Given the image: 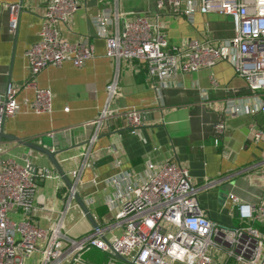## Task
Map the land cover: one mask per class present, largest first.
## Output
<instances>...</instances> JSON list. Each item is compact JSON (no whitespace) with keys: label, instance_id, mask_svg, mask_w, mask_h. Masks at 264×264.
<instances>
[{"label":"crops","instance_id":"crops-1","mask_svg":"<svg viewBox=\"0 0 264 264\" xmlns=\"http://www.w3.org/2000/svg\"><path fill=\"white\" fill-rule=\"evenodd\" d=\"M156 1L116 0L114 4L113 0H77L76 11L59 27V34L68 43L90 45L93 56L79 67L62 62L40 70L31 80L33 87L50 91V112L34 114L29 108L33 88L26 85L30 78L24 52L37 40L44 0H0V93L7 84L13 85L18 105L17 113L2 122L1 131L7 138L0 140V157L20 165L29 162L36 171H47L46 176L37 178L29 215L31 224L48 230L59 219L61 232L70 238L92 230L73 199L65 206L67 187L48 159L27 145L49 146L56 165L71 182L69 173L82 163L92 123L104 103L105 85L114 70L112 61L104 56V43L92 21L97 13L116 5L120 14L143 16L162 30L170 45L193 38L217 43L232 36L228 17L194 13L188 23L170 15L166 7L157 10ZM9 4L19 6L15 36L7 27L5 6ZM116 91L110 105L113 115L88 148L74 188L96 227L111 224L119 209L123 187L116 184L117 176L127 173L129 181L137 185L148 177L146 162L183 167L197 186L204 180L219 181L197 193L198 206L208 219L236 226L238 220L227 200L228 194L254 203L262 193L260 182L253 183L250 176L260 169L264 155V116H228L223 108L229 101L251 104L257 95L250 93L225 60L209 69L177 73L159 95L146 81L142 64L120 61ZM128 109L142 114V126L134 135L128 134L122 118ZM218 122L224 123L225 130L216 136L212 126ZM254 131L260 132L257 140L253 138ZM10 217L20 219L19 213ZM254 226L264 231L262 226ZM118 234L119 230L114 229L106 232L105 237ZM36 257V253L32 254L25 264H33ZM104 258L105 264H123L93 249L81 256L88 264H97ZM212 259L213 264H236L225 258L222 251H214Z\"/></svg>","mask_w":264,"mask_h":264},{"label":"built area","instance_id":"built-area-1","mask_svg":"<svg viewBox=\"0 0 264 264\" xmlns=\"http://www.w3.org/2000/svg\"><path fill=\"white\" fill-rule=\"evenodd\" d=\"M114 4L116 0H113ZM8 32L16 28L19 6L6 5ZM78 7L77 0H44L37 40L24 52L29 75L27 86L33 88L29 108L34 114L50 112L51 94L48 89L33 87L32 78L46 66L57 67L69 62L79 67L93 56L92 48L82 42L68 43L61 39L59 27L65 25ZM157 10L191 22L194 13L228 17L232 36L212 43L207 38H193L180 45H170L162 30L140 15L118 13L116 5L97 13L92 21L104 43V56L114 64L111 78L105 85V99L93 121L88 147L80 166L69 173L72 190L65 195L69 205L88 148L99 129L113 115L110 109L116 96L118 63L136 61L143 65L146 81L157 95L177 73H192L209 69L225 60L235 76L241 78L250 93L257 95L253 103H225V115L259 113L264 116V0H157ZM16 88L7 84L0 93V129L4 119L18 111ZM130 135L142 126V114L135 109L122 113ZM219 136L225 130L223 122L212 126ZM255 140L260 132L252 133ZM214 144H217L215 139ZM260 169L250 176L260 182L261 196L247 203L228 194L236 226L208 219L198 206L197 193L212 188L218 182L204 180L197 186L185 168L173 163H145L148 177L135 185L130 175L121 173L116 184L123 187L121 204L106 227H95L78 238L61 232L59 219L44 230L29 221L37 178L47 171H36L29 162L18 164L0 157V264H25L34 253L33 264H79L88 250L113 253L131 264H213V252L222 251L236 264H262L264 261V155ZM251 168V167H249ZM248 168V169H249ZM19 213L20 219L10 215ZM118 229V235L105 233ZM108 264H113L111 261Z\"/></svg>","mask_w":264,"mask_h":264},{"label":"water","instance_id":"water-1","mask_svg":"<svg viewBox=\"0 0 264 264\" xmlns=\"http://www.w3.org/2000/svg\"><path fill=\"white\" fill-rule=\"evenodd\" d=\"M19 2H21V0H19ZM17 25V23H16ZM13 35L15 36V31L13 32ZM7 137L2 133L1 129H0V140L1 139H6ZM29 148L37 151L38 153L44 155L48 161L50 162V164L52 165L53 169L55 170V172L61 177V179L64 181L66 187L68 190H72L73 186L71 184V182H69L66 177L63 175V173L60 171V169L58 168V166L56 165V162L54 160V153L52 151H49V146H47L46 148L43 147H36V146H32V145H27ZM72 199L77 203L78 207L80 208L81 212L84 214V216L89 220L90 225L92 228L96 227V224L89 218V215L87 214V211L85 209V207L83 206L82 202L79 200V198L77 197V195L75 194V190L73 191L72 194ZM113 256L116 260H118L119 262L123 263V264H131L128 263L126 260H124L122 257H120L119 255L113 253Z\"/></svg>","mask_w":264,"mask_h":264},{"label":"rangeland","instance_id":"rangeland-1","mask_svg":"<svg viewBox=\"0 0 264 264\" xmlns=\"http://www.w3.org/2000/svg\"><path fill=\"white\" fill-rule=\"evenodd\" d=\"M105 261H106V259L104 258L103 260H99V262L97 263V264H105ZM79 264H88V263H86V262H81V263H79ZM115 264V263H114Z\"/></svg>","mask_w":264,"mask_h":264}]
</instances>
